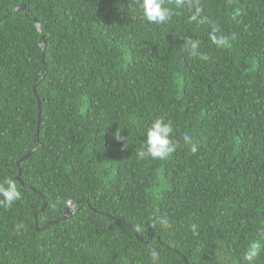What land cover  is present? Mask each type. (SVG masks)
<instances>
[{"label":"trees","instance_id":"1","mask_svg":"<svg viewBox=\"0 0 264 264\" xmlns=\"http://www.w3.org/2000/svg\"><path fill=\"white\" fill-rule=\"evenodd\" d=\"M166 2L155 25L136 0H0V181L22 193L0 264H264V0H199L201 23ZM158 117L177 150L140 160Z\"/></svg>","mask_w":264,"mask_h":264},{"label":"clouds","instance_id":"2","mask_svg":"<svg viewBox=\"0 0 264 264\" xmlns=\"http://www.w3.org/2000/svg\"><path fill=\"white\" fill-rule=\"evenodd\" d=\"M136 2L142 13V19L155 25L168 23L175 14L170 3L166 2V0H136ZM175 5L180 9L187 8L192 13L190 16L191 22H202L200 17L203 10L199 0H175ZM218 32L219 28L213 25L210 39L217 47H224L226 45V38L218 36ZM185 49L192 57H198L201 60L208 59V56L201 52V42L198 39H187ZM146 136V147H141L137 152L140 160L151 158L153 160L164 161L169 159L177 150L178 141L174 139L175 130L171 120L165 122L164 117L156 118L147 128ZM116 139L119 142H123L124 147L127 148L126 137L121 136L117 132ZM182 139L184 144L189 147L191 153L196 154L198 152V142L192 135L185 132ZM21 199L22 193L14 179L5 178L0 181V206L11 207L16 201ZM155 223H159L162 226L167 225L169 223L167 214L157 217ZM22 227L23 225H18L17 231ZM190 230L193 235H198V225L196 223L190 224ZM259 250L258 244L251 243L243 252L244 259L249 262L252 261L258 255ZM150 258L154 264H161L160 253L155 248L150 250Z\"/></svg>","mask_w":264,"mask_h":264},{"label":"water","instance_id":"3","mask_svg":"<svg viewBox=\"0 0 264 264\" xmlns=\"http://www.w3.org/2000/svg\"><path fill=\"white\" fill-rule=\"evenodd\" d=\"M16 11H17V12L22 11V12H24V13L26 12L25 7H24L23 5H21V6H19L18 8H16ZM34 21H35V24H36L37 29H38L40 32H42L41 25L38 23L37 20H34ZM43 41H44V44H45V43H46V42H45V36H43ZM40 115H41V113H40V109H39V121H40ZM36 141H38V135L36 136ZM33 152H34V151L29 152V153L27 154V156H25V157L22 159V161L25 160V159H27V158H28ZM21 174H22V171L20 170V172H19V176L17 177V181H19V182H21V183L23 184V182H22V180H21ZM78 204H79V202L73 204V207L77 206ZM44 206H45V205H44ZM69 215H70V208L67 210L66 215H65V218H68ZM134 234L138 237V235H137L136 232H134ZM141 241H142V240H141ZM185 263H186V259H185Z\"/></svg>","mask_w":264,"mask_h":264}]
</instances>
